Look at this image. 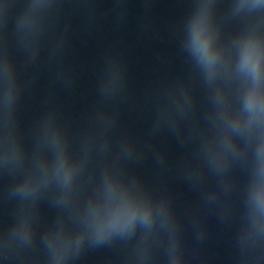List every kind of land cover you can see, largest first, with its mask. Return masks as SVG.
<instances>
[{"label":"water","instance_id":"obj_1","mask_svg":"<svg viewBox=\"0 0 264 264\" xmlns=\"http://www.w3.org/2000/svg\"><path fill=\"white\" fill-rule=\"evenodd\" d=\"M0 264H264V0H0Z\"/></svg>","mask_w":264,"mask_h":264}]
</instances>
